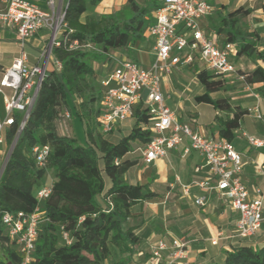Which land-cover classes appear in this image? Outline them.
Returning a JSON list of instances; mask_svg holds the SVG:
<instances>
[{
    "label": "trees",
    "instance_id": "obj_1",
    "mask_svg": "<svg viewBox=\"0 0 264 264\" xmlns=\"http://www.w3.org/2000/svg\"><path fill=\"white\" fill-rule=\"evenodd\" d=\"M65 1L66 25L58 37L60 44L52 48V55L62 62V68L48 71L24 128L18 132L22 114L16 113V123L6 131L7 142L14 147L0 176V264H22L21 253L4 230L3 215L31 213L38 206L44 219L31 264H124L125 261H113L112 257L116 250H133L136 227L125 225L133 216L132 207L137 202L158 201L162 197L149 184L130 183L125 177L140 162L130 155L154 137L148 109L140 102L135 107L131 130L111 139L112 131L104 133L100 125L106 90L102 84L104 76L91 64L107 58L111 49L141 39L144 28L153 21L149 14L161 6V0H130L129 9L134 14L128 16L126 11L124 17L115 12L100 17L90 14V5L103 0ZM251 12V8L240 6L226 14L219 13V25L220 30L227 28L224 44L237 43V55L257 62L252 71L243 75L247 83L261 84L258 90L264 97V50L257 45L258 33L244 31L239 25L241 17ZM75 40L79 47H70ZM197 78L204 92L196 99L224 112L216 116L218 133L234 143L249 110L232 105L227 97L212 96L226 87L227 78L208 69L200 70ZM69 100L83 121L90 140L87 144L58 131L60 107L69 104ZM44 145L51 150L47 164L40 166L34 148ZM136 145L139 146L135 148ZM49 169L55 172L51 193L39 200L35 191L44 185ZM64 232L69 233L70 243L64 239ZM254 237L231 244L222 261L210 264H264V242L255 243Z\"/></svg>",
    "mask_w": 264,
    "mask_h": 264
},
{
    "label": "built area",
    "instance_id": "obj_2",
    "mask_svg": "<svg viewBox=\"0 0 264 264\" xmlns=\"http://www.w3.org/2000/svg\"><path fill=\"white\" fill-rule=\"evenodd\" d=\"M250 2L264 0H249ZM161 6L155 10L149 32L155 39V61L150 68L142 67L133 60H122L113 72L104 77L105 86L103 112L100 125L104 133L113 131L116 125L134 117L135 107L143 102L150 115V128L154 132L152 140L141 148L144 162L153 163L166 157L169 150L177 149L183 138L189 145L183 149V155L191 149L198 150L204 157V165L196 167L197 172L206 168V175L194 184L206 191H217L230 201L232 208L239 213L236 233L242 238L254 237L264 222V188L257 187L252 195L243 180L245 161L234 143L224 137L205 136L190 125L179 122L175 111L165 104L161 83L174 69L185 66L194 60V53H199L206 69L226 76L237 72L230 57L237 54L238 44L227 42L220 44L215 38L208 37L201 26L204 18L212 15L215 7L207 0H161ZM48 10L42 9L32 0H9L6 8L0 9V28L17 34L22 48L21 54L11 65L2 71L0 77V94L4 96L7 116L0 117V145L4 139L2 131L16 123V113L22 114L19 122L20 132L27 123L31 110L37 99L42 83L48 73L47 63L52 56L54 44L59 45L58 35L65 27L64 10H58L55 0H48ZM51 32V42L44 48L41 58L46 64H31L27 61L24 47L30 38L39 30ZM70 47H79L75 40ZM188 50V53H185ZM55 68L60 70L62 62L54 61ZM244 78V75L241 76ZM259 97L258 94L255 95ZM264 127V115L258 109H250ZM67 116H71L67 112ZM248 142L264 149V136H253L244 133ZM51 147L36 146L34 154L37 163L45 166ZM185 193L190 185L183 184ZM51 185L42 187L37 194L39 200L49 196ZM200 206L207 204V196L196 197ZM43 211L38 206L31 213L19 212L13 215L6 212L2 217L3 227L22 255V264H31L35 244L43 222ZM223 235L212 238L218 244ZM64 239L70 243L69 233L64 232ZM191 241L187 237L176 236L167 241L158 240L152 246V253L160 257L164 251L170 252L171 261L185 259L190 251ZM0 243V251H1ZM189 264V263H186Z\"/></svg>",
    "mask_w": 264,
    "mask_h": 264
},
{
    "label": "crops",
    "instance_id": "obj_3",
    "mask_svg": "<svg viewBox=\"0 0 264 264\" xmlns=\"http://www.w3.org/2000/svg\"><path fill=\"white\" fill-rule=\"evenodd\" d=\"M32 1L36 2L44 10L49 9L48 0ZM55 1L57 9L64 10L66 1ZM8 2L9 0H0V9L6 8ZM116 2L117 0H103L100 2L101 5L99 4L100 8L98 10H89V13L94 14L97 17L101 11H104L102 14L114 13L117 5ZM256 2L260 3V6L253 5L251 2L247 8H251L252 12L247 16L251 18H259L260 21H254V19H252L251 23L247 26L248 29L245 30L242 27L243 24L241 23V18L239 25L244 31L257 32V45L260 50H264V5L260 1ZM222 4L225 5V8L222 11H219V13L222 14L234 11L240 6H245L238 5L231 8L228 6L227 2H222ZM213 14L210 15L211 18H213ZM154 15L155 10L149 14L152 19H154ZM149 16H146V18ZM216 22L215 19L208 22L204 18L201 22V26L208 37L215 38L220 44H224L227 28L220 30L219 22ZM150 24L151 23L147 24L144 28L141 39L129 42L125 47L115 49L116 51L113 54L109 51L107 53L108 57L103 61L107 62L111 59L117 61V64L114 66L115 68L122 60H133L138 62L144 68H150L155 61V39L149 32ZM61 33H59L58 36H60ZM50 42L51 32L46 29L39 30L28 40L24 47L27 61L31 64L40 63L41 65H45L46 61L45 58H41V53ZM21 52L22 48L17 34L0 28V77L2 71L9 67ZM188 52V50H185V53ZM232 56L236 58L240 57L237 54ZM55 60L56 59L52 55L47 63L48 71L55 68ZM256 63L257 62L254 59L252 70L255 68ZM114 68L109 74H103V76L105 78L108 77L113 72ZM192 68H195L196 70V78L197 73L200 70L206 69V65L200 58L199 53H194V60L191 63L176 68L166 75L161 83V88L165 96V104L175 111L179 122H181L180 118L187 117L191 121L197 122V125L193 128L194 130L200 131L201 134L205 136L220 137L218 129L214 130L212 134H208V130L205 129L203 125L207 124L203 122V114H209L211 111L210 108H213L214 113L212 114H214L215 117L217 115H223L224 112L221 114V111L216 110L211 104L199 102L196 99L197 95L204 92L202 85L200 84V91L194 94L192 93L191 96H189L187 91L188 86L181 89L182 92H179L180 90L177 88L179 84H181L179 79H183L182 75H185L184 70ZM234 74L235 73L228 75L226 78L231 79L234 77ZM242 79L243 78L240 76V80ZM245 83L248 85L247 88H249L250 91L241 98H238L239 100L236 102V105H241L243 108H247L249 114H252L254 118L257 119L255 113L250 112V109H258L264 115V97L258 90L261 84H249L246 81ZM214 94L215 93L212 94L213 97ZM256 94L259 95L258 98H256ZM0 101H2L4 108V114H0V117L4 119L7 116V112L5 109L4 96L2 94H0ZM70 101L71 100H69V105ZM230 102L232 103L231 100ZM204 106L206 109L202 112L201 108ZM177 107H179V110H177ZM73 116L76 117L74 109ZM133 119L134 117L126 121ZM79 120H81V118H79ZM81 122L83 123L82 120ZM124 123L125 121L115 126L112 134H110L111 139H116L126 134L124 130H117V126L122 127ZM208 124H211L212 126L214 124L218 125L217 119L216 122L210 121ZM8 128L9 127H6L2 131L4 141L0 145V158L2 147L8 144L6 139V131ZM255 131L256 134L249 135L264 136V127L260 120L257 122ZM244 133L247 132L243 129L242 120L241 127L236 133L237 138L234 140V144L235 147L242 152L246 163L243 180L250 189L251 194L255 195V189L257 187L264 188V149L251 145L246 137H244ZM187 145H189V140L185 137L183 138L180 147L169 150L166 157L159 158L151 164L145 163L142 158L137 165L131 167L125 174L128 182L134 184H149L150 188L159 192L162 197L158 201H140L132 207L133 216L127 220L125 225L126 227H136L135 232L137 236L132 240L133 250L131 252H121L116 250L112 257L113 261L122 260L125 261L124 264H210L214 260L222 261L225 258V251L230 249L231 244H238L242 240L251 241L252 238H242L237 235L236 224L239 218V213L232 208L230 201L222 197L217 191H206L194 184L195 181L201 180L206 175V168L201 172L196 171V167L204 165L205 162L203 155L195 149H191L189 154L183 155V149ZM164 159L169 162L171 168L170 170L159 171L156 164L162 162ZM140 164H143L147 171L145 170V172H141L135 170L129 176L130 180L127 179V175L131 172V169L136 168ZM183 184L191 186L189 193H185L182 186ZM200 195L207 196V204L205 206H200L195 202L196 197ZM98 199L100 200V197H98ZM220 233L223 236L220 238L219 243L213 244L211 239L216 238ZM176 236L187 237L191 241V247L187 259L171 261L169 251H164L160 257H155L153 255L152 246L158 240L165 239L170 242L171 239ZM254 241L259 244L264 242V222L261 230L255 235Z\"/></svg>",
    "mask_w": 264,
    "mask_h": 264
},
{
    "label": "rangeland",
    "instance_id": "obj_4",
    "mask_svg": "<svg viewBox=\"0 0 264 264\" xmlns=\"http://www.w3.org/2000/svg\"><path fill=\"white\" fill-rule=\"evenodd\" d=\"M140 3H144L145 0H137ZM210 3H212L213 6L216 7V10L214 11L213 14V18L207 17L205 18V20H207L208 22L212 21L215 19V21H217L216 23H218L220 21V16H219V11H222L225 8V5L222 4V2H227L228 6H230L231 8H234L235 6L238 5H245L246 7L251 3L249 0H207ZM100 4V3H99ZM90 5L89 10L90 11H96L98 10L100 7V5ZM116 10L114 11L115 13H118L120 15V17H124L125 16V12L128 16L134 14L133 9H129L131 8V3L130 0H117L116 2ZM252 4L260 6V3L257 2H252ZM129 9V10H128ZM104 11H101L99 14V17L102 15ZM215 16V18H214ZM242 21L241 23L243 24V29L247 30V26L251 23L252 19H254V21H260L259 18H251L249 16H243L241 17ZM115 49H111L110 52L113 54L115 53ZM231 62H233L237 68V72L234 74V77H232L231 79H226V87L221 89L218 93L214 94V97H227L232 101V105H236V102H238V98H241L242 96H244L245 94H247L250 89L247 88L248 85L245 83V77L240 80V76L243 75V73L245 72H249L252 71V66L254 65V58H248V57H230ZM91 64L93 66H95V68L97 69V71L99 73L103 74H109L112 69L114 68V66L117 64V61L115 60H109L107 62L103 61V60H96V61H91ZM189 68V67H188ZM185 75H182L183 79H179L180 83L179 86L177 88H179V92H182L181 89L185 88L186 86H188V93L189 96L192 95V93H196L199 92L201 89V85L198 82L197 78H196V70L195 68L192 69H185L184 70ZM256 92V91H255ZM246 99V98H245ZM206 107H202L201 110L203 112V110H205ZM211 111L209 112V114H203V122L207 123V124H203L205 129H207V133L208 134H212V132H214V130H216L218 128L217 124H214L213 126L211 124H208V122L210 123V121H215L216 122V117L214 116L213 108H210ZM177 110H179V107H177ZM67 112H70L71 116H67ZM0 114H4V108H3V103L2 101H0ZM216 114V113H215ZM220 114V112H219ZM222 114V112H221ZM210 115V116H209ZM76 120V122H75ZM180 121L182 123H187L189 124L192 128H194L197 125L196 121H191L190 119L186 118H180ZM259 120L255 119L254 116L252 114L246 115V117L243 119V129L246 130V132L248 134H256L255 130H256V125L257 122ZM135 122V119L133 120H129V121H125L124 125L122 127L117 126V130H124L126 133H128L130 131V128H132L133 124ZM57 127H58V131L61 134H67V135H71V136H75L77 137L82 143H89L90 140L86 135L85 132V128H84V124L81 122V120H79V117L76 115L73 116V103L70 101V105L69 104H64L60 107V114H59V118L57 120ZM118 132V131H117ZM140 145V144H139ZM139 145H136L135 148H137ZM12 151V145L11 144H7L4 145L2 147V154H1V158H0V176L3 172L4 166L6 165V162L8 160V157L10 155ZM131 158H138L139 160H142L143 158V153L142 151L139 149L137 150L134 154L130 155ZM156 167L160 170H170V164L169 162L164 159L162 160V162H158L156 164ZM135 170L137 171H144L146 170L145 166L143 164L138 165L136 168L131 169V172L128 173L127 175V179H129V176L131 175V173H133ZM147 171V170H146ZM55 179V172L53 169H49L46 172L45 175V183L42 187L45 186H50L53 182V180ZM130 180V179H129ZM41 187V188H42ZM40 190V189H39ZM36 194H38V189H36L35 191ZM187 259V258H185Z\"/></svg>",
    "mask_w": 264,
    "mask_h": 264
},
{
    "label": "water",
    "instance_id": "obj_5",
    "mask_svg": "<svg viewBox=\"0 0 264 264\" xmlns=\"http://www.w3.org/2000/svg\"><path fill=\"white\" fill-rule=\"evenodd\" d=\"M14 147V144L12 145V148Z\"/></svg>",
    "mask_w": 264,
    "mask_h": 264
}]
</instances>
